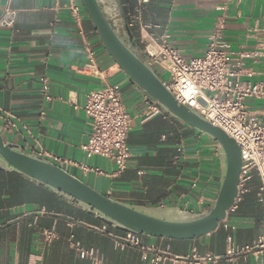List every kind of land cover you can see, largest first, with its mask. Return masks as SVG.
<instances>
[{
  "label": "crops",
  "instance_id": "1",
  "mask_svg": "<svg viewBox=\"0 0 264 264\" xmlns=\"http://www.w3.org/2000/svg\"><path fill=\"white\" fill-rule=\"evenodd\" d=\"M66 3L0 0V14L6 7L16 13L11 28H0V135L4 141L28 155L42 153L40 158L116 202L168 214L176 209L192 215L208 211L223 174L217 143L164 110L144 116L147 95L107 54L88 16L75 23L63 8ZM113 5L124 18L135 0H114ZM141 20L153 36L167 35L168 43L185 58L201 57L210 35L219 28L233 53H262L255 62L243 61L250 76L241 81L263 79L264 0H149ZM129 31L141 52L139 29ZM157 77L162 80L163 74ZM104 83L117 87L131 119L126 140L129 157L121 173L113 161L89 157L81 150L90 133V120L83 110L86 96ZM257 106L261 108L262 103ZM7 114L14 124L10 129H4ZM257 185L253 176L212 233L190 240L142 236V245L174 257L193 251L223 256L227 238L235 246L250 245L264 232V205L257 200ZM103 225L47 186L15 171L0 170V264H91L71 248L70 237L83 249H93L102 264H149L152 251L116 249L95 230ZM43 229L54 230L59 239L46 246L40 234ZM262 258L246 254L217 264H262Z\"/></svg>",
  "mask_w": 264,
  "mask_h": 264
},
{
  "label": "built area",
  "instance_id": "2",
  "mask_svg": "<svg viewBox=\"0 0 264 264\" xmlns=\"http://www.w3.org/2000/svg\"><path fill=\"white\" fill-rule=\"evenodd\" d=\"M148 2L149 0H135L133 9L124 15L128 29L137 27L143 37L140 39L142 60L156 75L160 73V76H168L167 81H161L179 103L223 130L237 143L241 158L238 198L255 176L258 180L257 200L264 205V73L261 81H241L242 77L250 76V70L243 67V61L255 62L262 57V53H233L217 28L210 35L207 48L201 57L185 58L168 43L167 35L155 37L142 24V10ZM63 8L77 24L87 15L80 0H67ZM15 16V11L6 7L0 14V28H11ZM86 46L88 55L92 57L93 53L87 44ZM41 83L45 85L46 79L42 78ZM44 96L48 99L46 94ZM251 101L252 104L262 103L261 108L246 103ZM144 103V116L163 113L148 96ZM83 110L90 120V133L87 141L81 145V150L89 157L96 156L113 161L116 172L121 173L129 157L126 140L131 119L117 87L104 83L100 89L90 92L86 96ZM10 118L9 114L3 118L4 129L14 127ZM181 151L179 147L177 152ZM41 154L33 155L41 157ZM175 161H178V156ZM95 230L108 237L116 249L131 247L152 251V255L147 258L149 264H164L168 261L173 264H217L224 259L233 261L246 254L262 256L261 261L264 264V232L253 243L242 247L233 245L231 238H227V250L223 256L200 255L193 251L185 257H174L166 251L143 246L139 235L111 231L105 225L96 227ZM40 234L46 246L59 239L58 233L52 229H43ZM68 242L81 258L87 259L91 264H102L93 249H83L72 237Z\"/></svg>",
  "mask_w": 264,
  "mask_h": 264
},
{
  "label": "water",
  "instance_id": "3",
  "mask_svg": "<svg viewBox=\"0 0 264 264\" xmlns=\"http://www.w3.org/2000/svg\"><path fill=\"white\" fill-rule=\"evenodd\" d=\"M80 2L105 51L126 76L162 110L217 143L223 174L214 204L198 215L179 209L168 214L128 206L101 195L61 167L23 153L16 145L5 142L1 135L0 170L15 171L47 186L54 193L76 203L98 221L120 232L171 240H190L212 233L226 218L239 195L241 158L237 143L223 130L179 103L166 89L132 45L131 32H119L108 18V13L116 9L114 0Z\"/></svg>",
  "mask_w": 264,
  "mask_h": 264
},
{
  "label": "trees",
  "instance_id": "4",
  "mask_svg": "<svg viewBox=\"0 0 264 264\" xmlns=\"http://www.w3.org/2000/svg\"><path fill=\"white\" fill-rule=\"evenodd\" d=\"M107 16H108L110 21L114 24L115 28L119 32H127V31H129V29L126 26V23L124 21L123 15L118 9H115L113 12L108 13ZM132 45H134V47L137 49V51H138V53H139V55L141 57V52H140L139 47L134 42H132ZM105 226H107V225H105ZM107 228L110 229L111 227L107 226ZM115 231L116 232H120V231H117V230H115ZM140 237H142V236H140Z\"/></svg>",
  "mask_w": 264,
  "mask_h": 264
},
{
  "label": "rangeland",
  "instance_id": "5",
  "mask_svg": "<svg viewBox=\"0 0 264 264\" xmlns=\"http://www.w3.org/2000/svg\"><path fill=\"white\" fill-rule=\"evenodd\" d=\"M161 78H162V81H167L168 76L167 75H163V77H161ZM246 103L249 104V106H252V107L257 106V103H254V106H253L252 103H249V102H246Z\"/></svg>",
  "mask_w": 264,
  "mask_h": 264
}]
</instances>
